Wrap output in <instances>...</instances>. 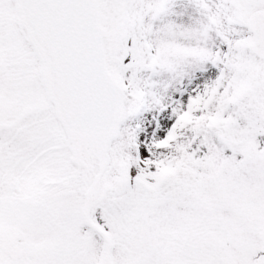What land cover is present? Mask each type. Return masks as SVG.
I'll return each instance as SVG.
<instances>
[{"label":"snow or ice","instance_id":"snow-or-ice-1","mask_svg":"<svg viewBox=\"0 0 264 264\" xmlns=\"http://www.w3.org/2000/svg\"><path fill=\"white\" fill-rule=\"evenodd\" d=\"M0 264H264V0H0Z\"/></svg>","mask_w":264,"mask_h":264}]
</instances>
